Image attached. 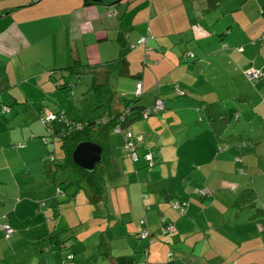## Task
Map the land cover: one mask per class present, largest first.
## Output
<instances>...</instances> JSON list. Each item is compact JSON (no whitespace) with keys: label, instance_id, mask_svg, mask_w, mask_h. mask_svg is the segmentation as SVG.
<instances>
[{"label":"crops","instance_id":"obj_1","mask_svg":"<svg viewBox=\"0 0 264 264\" xmlns=\"http://www.w3.org/2000/svg\"><path fill=\"white\" fill-rule=\"evenodd\" d=\"M99 1L0 0V225L14 230H0V264H264V0ZM149 33L151 50L103 73ZM74 62L87 85L134 99L141 82L140 104L167 108L131 126L137 163L112 131L102 194L51 162L64 135L43 141L40 117L61 109L66 121L108 120L82 100L87 87L60 96L55 78L68 81Z\"/></svg>","mask_w":264,"mask_h":264},{"label":"trees","instance_id":"obj_2","mask_svg":"<svg viewBox=\"0 0 264 264\" xmlns=\"http://www.w3.org/2000/svg\"><path fill=\"white\" fill-rule=\"evenodd\" d=\"M146 42L143 44H139L140 39L137 41V43L130 45L129 47L125 48L120 52V55L117 59L108 62L106 65H103L105 74L112 75L118 71L121 67V63L126 58L127 54L130 51L135 50L139 46L145 47V53H147L149 50H151L148 47V40L155 39L154 35L152 33H149L146 37ZM189 57H194V54L191 52H188ZM88 66H78L77 63H73L69 67H66L64 71L66 72V76L68 77V81H61L60 76L55 80H58V91L61 93L60 96H69L73 92V89L76 87V85H81L87 87L86 92L82 95V100L85 99H95L96 102L98 100V104L94 107L95 111L98 112V108L104 106L106 107L104 111V117H106L108 120H98L96 118L88 121V122H74L71 120H67V113L61 109L58 111H55L47 116H41L40 121L48 126V136L43 137L44 143L47 145L49 144V138H54L56 133L58 135L62 134L64 135L63 139V145H62V151L64 153V158L59 163L56 162V157L54 155L50 156L51 162L55 163L54 165L56 169L60 170L62 168H72L78 171L79 173L83 174V178L87 180L90 188L97 194H102V192L105 189V181L103 176L99 173V170L102 166L105 167V153L108 150V147L110 146V139L112 131H116L119 129L121 133L125 136V144L129 142L126 133L133 132L131 131V126L144 119H148L152 116H157L160 113L166 111V104L165 101L162 99H158L155 104L149 108H145L140 104L139 97L143 94V84L139 82L138 84L142 85V90L140 93H137L136 98L127 99L122 98L117 95V93H114L109 89V85H103L101 83H98L95 80L91 79V82L89 85L86 84L85 80V69ZM81 70V71H80ZM83 70V72H82ZM61 71H56L54 74H59ZM63 73L59 74L62 75ZM117 74V73H116ZM54 75V76H55ZM57 76V75H56ZM116 76V75H115ZM96 77V76H95ZM138 90V85H137ZM176 95L178 96H185L184 91L181 87H176L175 89ZM180 91V92H179ZM70 98V97H69ZM72 98V97H71ZM158 101H162L164 103V107L161 110H156V104ZM93 109V111H94ZM205 109V108H204ZM4 112L9 111V107H4ZM51 116H53V119H49ZM65 120L66 122H62ZM62 122L64 124L63 127L59 128L55 126L57 123ZM52 124H54V127H52ZM56 127L58 130H56ZM135 143L134 134L133 138L131 139ZM83 141H92L99 145H101L104 149V161L103 163L97 165L96 171L94 173L87 172L84 169L78 167L74 161H73V151L76 148V146L83 142ZM136 145V144H135ZM22 147V145H20ZM126 147V146H125ZM137 152H138V146L136 145ZM127 156L128 155V150ZM149 153V152H148ZM139 154V153H138ZM147 154V153H146ZM145 154V155H146ZM144 155V158H145ZM130 158V157H129ZM131 159V158H130ZM103 168V167H102ZM5 225H8L11 228V233L7 234L4 232L3 227ZM0 230L3 231V233L6 236H10L13 233V228L10 225V223H5L0 225ZM70 260L74 259V255H71L69 257Z\"/></svg>","mask_w":264,"mask_h":264},{"label":"built area","instance_id":"obj_3","mask_svg":"<svg viewBox=\"0 0 264 264\" xmlns=\"http://www.w3.org/2000/svg\"><path fill=\"white\" fill-rule=\"evenodd\" d=\"M144 42H146V38H141L139 41V44H143ZM260 76H261V73L257 70L251 69V70L247 71V77L252 81L259 79ZM141 90H142V85L138 84V93H140ZM163 107H164V103L162 101H158L156 104V110H161V109H163ZM236 117H238V115H236ZM53 118L54 117L51 116L49 119H53ZM116 132H121V131H119V129H117ZM126 137L129 141L126 145V149L128 150V155L133 162L137 163L140 160V156L137 152V148H136L135 143L131 140L133 138V134L131 132H127ZM145 159L150 166H153L156 163L155 156L151 152H149L145 155ZM199 193H200V196L205 197V196L210 195L211 192H210V190L205 189V190H200ZM174 207L177 208L181 214L186 213L185 205H183V204L181 205L180 203H175ZM144 223H145V221H144ZM163 224H164V228H163L164 233H173L174 232V227L172 226V224L167 223L165 219L163 221ZM3 230L7 234L11 233V228L8 225H5L3 227ZM149 237H150V232L145 228L141 232L140 238L141 239H148Z\"/></svg>","mask_w":264,"mask_h":264},{"label":"water","instance_id":"obj_4","mask_svg":"<svg viewBox=\"0 0 264 264\" xmlns=\"http://www.w3.org/2000/svg\"><path fill=\"white\" fill-rule=\"evenodd\" d=\"M94 1L100 3L99 0ZM73 161L78 167L94 173L97 165L104 161V149L95 142L83 141L74 149Z\"/></svg>","mask_w":264,"mask_h":264},{"label":"rangeland","instance_id":"obj_5","mask_svg":"<svg viewBox=\"0 0 264 264\" xmlns=\"http://www.w3.org/2000/svg\"><path fill=\"white\" fill-rule=\"evenodd\" d=\"M119 79L118 80H114V79H112V85H111V88L114 90V91H119V89L120 90H122V88H125V86H124V83L126 82H124V79L122 78V77H118ZM86 79V81H88V78H85ZM90 82H91V80H90ZM89 82V83H90ZM119 92H121V91H119ZM132 96L131 95H129V98L130 99H132L131 98ZM102 107H100V108H98L97 110H99L100 112H101V115L104 113V111L102 112ZM94 112H96L95 111V109H94V111H92V113H94ZM95 118H97V116L95 117ZM103 120H105V118H102ZM105 158H107V153H105Z\"/></svg>","mask_w":264,"mask_h":264},{"label":"clouds","instance_id":"obj_6","mask_svg":"<svg viewBox=\"0 0 264 264\" xmlns=\"http://www.w3.org/2000/svg\"><path fill=\"white\" fill-rule=\"evenodd\" d=\"M205 107H203V109H204Z\"/></svg>","mask_w":264,"mask_h":264}]
</instances>
